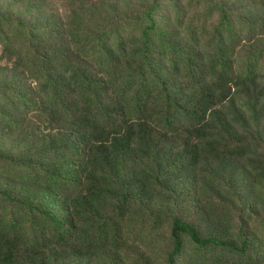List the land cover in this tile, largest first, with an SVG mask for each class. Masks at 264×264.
Listing matches in <instances>:
<instances>
[{
    "label": "trees",
    "instance_id": "obj_1",
    "mask_svg": "<svg viewBox=\"0 0 264 264\" xmlns=\"http://www.w3.org/2000/svg\"><path fill=\"white\" fill-rule=\"evenodd\" d=\"M0 264H264V0H0Z\"/></svg>",
    "mask_w": 264,
    "mask_h": 264
}]
</instances>
